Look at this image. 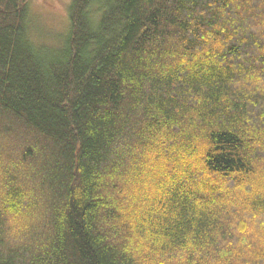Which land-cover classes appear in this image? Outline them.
Segmentation results:
<instances>
[{"label": "trees", "instance_id": "16d2710c", "mask_svg": "<svg viewBox=\"0 0 264 264\" xmlns=\"http://www.w3.org/2000/svg\"><path fill=\"white\" fill-rule=\"evenodd\" d=\"M0 0V264H264V0Z\"/></svg>", "mask_w": 264, "mask_h": 264}, {"label": "rangeland", "instance_id": "374dc122", "mask_svg": "<svg viewBox=\"0 0 264 264\" xmlns=\"http://www.w3.org/2000/svg\"><path fill=\"white\" fill-rule=\"evenodd\" d=\"M71 0H30L33 21L39 30L52 34L67 24V5ZM46 31V32H45Z\"/></svg>", "mask_w": 264, "mask_h": 264}]
</instances>
